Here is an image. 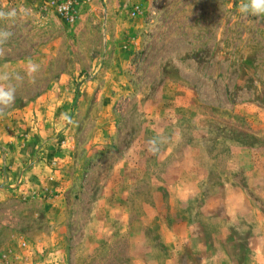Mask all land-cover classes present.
I'll list each match as a JSON object with an SVG mask.
<instances>
[{
	"label": "rangeland",
	"instance_id": "1",
	"mask_svg": "<svg viewBox=\"0 0 264 264\" xmlns=\"http://www.w3.org/2000/svg\"><path fill=\"white\" fill-rule=\"evenodd\" d=\"M239 2L0 0V66L40 65L0 118V264H264V17Z\"/></svg>",
	"mask_w": 264,
	"mask_h": 264
},
{
	"label": "clouds",
	"instance_id": "2",
	"mask_svg": "<svg viewBox=\"0 0 264 264\" xmlns=\"http://www.w3.org/2000/svg\"><path fill=\"white\" fill-rule=\"evenodd\" d=\"M238 11L243 16L264 17V0H240ZM17 10L0 9V23L6 25L14 24L17 20ZM13 32L7 26L0 27V56L5 54V45L11 40ZM40 65L33 59L29 58L25 63L23 74L19 71L9 69L7 65L0 66V118L4 117L7 112L14 106L16 101L17 89L24 83L27 77L29 83L34 84L36 73ZM64 119L71 123V118L63 114ZM166 142L164 136H157L148 141V151L155 153Z\"/></svg>",
	"mask_w": 264,
	"mask_h": 264
}]
</instances>
